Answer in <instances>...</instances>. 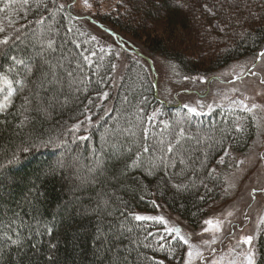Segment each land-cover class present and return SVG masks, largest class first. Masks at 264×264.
<instances>
[{
  "label": "trees",
  "instance_id": "trees-1",
  "mask_svg": "<svg viewBox=\"0 0 264 264\" xmlns=\"http://www.w3.org/2000/svg\"><path fill=\"white\" fill-rule=\"evenodd\" d=\"M130 1L128 13L104 23L77 15L64 0H29L0 13L6 28L0 39L14 36L16 29L21 35L14 47L0 46V73L12 80L25 76L20 66L8 71L13 55L30 57L33 68L28 87L0 114V264H181L186 246L168 235L164 224L134 217L164 207L193 228L200 226L223 191L225 177L217 161L224 149H250L257 134L252 113L219 107L192 117L183 106L159 102L149 59L159 56L188 77L207 76L232 61L258 55L264 48V0H254L257 22L243 29L229 22V31L236 34L213 58L189 53L184 46L198 15L194 1ZM214 6L220 9L221 2ZM124 41L138 50H130ZM49 64L63 77L62 90L39 87L41 75L50 73ZM68 72L77 81L71 89ZM103 93L108 97L102 102ZM24 97H31L28 105ZM89 114H94L91 124L81 127ZM25 116L28 120L19 127ZM182 128L191 138L185 147L192 149L181 154L184 164L175 159V167L149 173L148 160L159 163L164 157L150 151L142 153L144 163L131 167L145 143L151 148L160 140L174 142ZM49 139L64 143L59 149L39 147ZM221 140L222 147L216 143ZM30 143L37 147L20 152ZM13 153L19 162L9 164ZM212 169L215 178L209 176ZM257 250V264H264V234Z\"/></svg>",
  "mask_w": 264,
  "mask_h": 264
},
{
  "label": "rangeland",
  "instance_id": "rangeland-1",
  "mask_svg": "<svg viewBox=\"0 0 264 264\" xmlns=\"http://www.w3.org/2000/svg\"><path fill=\"white\" fill-rule=\"evenodd\" d=\"M64 1L68 6L71 5L70 8L74 13L86 16L88 19L93 18L97 20L96 23L113 21L120 17V14L128 13L132 7V1L129 2V0H89L93 5L89 10L83 7L82 0H75V3L73 0ZM192 1L198 7V15L192 21L191 31L183 39L184 46L189 53L195 52L197 55L213 58L226 47L227 43L232 42L229 39L236 34L235 30L229 31L228 29L230 21L242 29L258 21L254 0H217L221 2L220 9L214 6L216 0ZM210 1H214V4L210 5ZM218 12L225 14L218 15ZM209 20L210 23L207 24ZM116 32L119 35L118 30ZM124 42L130 50H138L134 44ZM261 52H264V48ZM259 54L232 61L223 68L213 70L207 76L188 77L181 75L170 62L159 56H150L151 59H149L154 68L152 70L153 79L156 83L159 102L170 105L179 104L183 107L187 104L190 107H197L204 114L219 108L217 105L241 109L239 101H244L249 107L253 103L262 106L252 112L253 120L257 125V134L252 140L250 149L246 153H235L230 150V155L225 157V164H220L218 167V172L222 170L224 173L225 184L220 198L209 206L204 219L225 218L229 212L233 213L232 217L227 218L234 226L232 231L235 239L229 238L224 241L223 245H217L218 249L222 248L225 252L229 246H235L241 236L255 233L260 217L264 216V191H261L264 189V83H262L264 81V57ZM124 61L125 57L122 58V62ZM103 99L105 98H102V102ZM200 105L204 106L200 107ZM208 105L212 106V111H209ZM93 115L89 114L91 121L86 118L85 125L82 126V123L81 127H88ZM254 189L257 191L253 199ZM138 215L163 216L168 227L179 228L185 235L201 233L202 228L206 227L202 222L200 226L193 228L186 220L164 207H159L155 214L138 213ZM260 228L264 229V224H261ZM209 236V233L203 234L204 239H208ZM257 241L258 239L255 241L256 248ZM191 243L203 247L201 241L195 237L191 239ZM185 246L184 259L181 264H184L187 259L188 246ZM245 247L247 246L241 245V249ZM204 256L207 257L208 253L204 252ZM193 264H205V262L197 259L193 261Z\"/></svg>",
  "mask_w": 264,
  "mask_h": 264
},
{
  "label": "snow or ice",
  "instance_id": "snow-or-ice-1",
  "mask_svg": "<svg viewBox=\"0 0 264 264\" xmlns=\"http://www.w3.org/2000/svg\"><path fill=\"white\" fill-rule=\"evenodd\" d=\"M26 5L28 4L29 0H0V4H2V7H0V13L8 12L11 10L12 5L16 3H21ZM55 2V0H53ZM73 3H75V0H73ZM83 7L85 9H92L93 5L89 2V0H82ZM39 7V4L37 5ZM47 7V5H45ZM65 7L64 4L59 5V10H63ZM71 7V5H69ZM43 21V17L41 18V21ZM23 27V26H22ZM6 32V28L2 23H0V33ZM21 35H20V29L15 30V35H4L3 39H0V46H4L5 48H10L15 46L16 41H20ZM95 39V37H93ZM53 45V41L49 40L47 42V46L51 48ZM91 55L95 56L96 53L92 52ZM259 56L264 57V52H261ZM8 59L11 61V64L13 67H10L8 69L9 72H12L14 67L20 66L24 69L25 76L23 78H17L15 80L10 79L7 75L0 73V114L4 113L8 107L12 104V98L14 95H16L18 92H22L26 87H28V77L33 73V68L31 66V58H22L18 56H10ZM84 60L88 62V64H91L92 61L89 59L88 56L84 57ZM50 69V73L42 74L39 78V87L44 88L48 85H51L52 88L59 87L60 90L63 88L64 80L63 77L59 76V74L55 71V66L49 64L48 65ZM79 67V65L77 66ZM116 65L113 64L112 68L115 69ZM255 67V65H253ZM19 75V74H18ZM72 72L67 73V77H69L68 81V87L71 89L73 85L77 83L75 79H72ZM252 75H255V73H252ZM80 83H83V81H80ZM264 83V81H262ZM77 91L79 88L76 89ZM233 91H237V89H233ZM34 95L39 96V91L34 93ZM103 96L105 99L108 97V93H103ZM25 105H28L31 102V97H24ZM91 103V101H90ZM236 103V102H233ZM49 106H51L49 104ZM204 105H200V107H203ZM184 107L187 109V113L192 116H200L204 115V113L200 112L197 107H190L189 105L185 104ZM209 111H212V106L208 105ZM217 107H220V105H217ZM239 107L242 111L252 113L253 110L261 108V105H258L256 103H253L250 107L248 104L244 103V101H239ZM46 111V109H44ZM89 121H91V117H87ZM28 120V117L25 116L23 120H21L19 127H23L25 122ZM74 128L79 130L78 125H74ZM236 132L242 131V127L239 123L235 125ZM124 131H128L125 129ZM147 138V129H145V139ZM79 139H87V137H79ZM187 139H191L190 137L184 136V129L182 128L180 130V135L176 138L174 142H168L166 145L163 140L157 141L155 144L151 145V148L147 143L144 144L141 151L136 152V160H133L131 167H138L144 161L142 160V153H149L150 151L152 153H155L157 151L164 153V157L159 159V163H157L156 159H149L148 160V168L149 173H151L152 170H155L156 168L163 167L165 170L169 166L175 167L174 160L179 159L181 164L185 163V160L182 158V153L184 152H191V148L185 147V141ZM205 139H208L207 137ZM64 142H56L53 139H49L47 141H41L39 144V147H53L59 149ZM200 141L197 140V144L199 145ZM221 147L223 146V140L216 142ZM212 144H209L208 147H212ZM37 147L35 144H29L27 147H21L20 152L22 153H28L32 150H34ZM129 151L132 149L129 148ZM167 153H172V157H167ZM205 159L204 161H200L201 167H204L206 161H207V153L204 154ZM230 153L227 149H224V154L220 157L219 161H217L218 164H225V157L229 156ZM198 159V158H197ZM19 157L13 153V157L11 160L8 161L9 164L18 163ZM242 163V162H241ZM3 165H0V168H2ZM215 172V169H212L209 171V176L213 177V173ZM207 187V185H204ZM177 189H180L182 187H185L184 185H175ZM211 191V189H208ZM257 190H253V199L255 198V192ZM261 191H264V189H261ZM201 199H204V197H201ZM155 203V202H153ZM233 213L229 212L227 214V217H232ZM227 217L225 218H209L203 221V224L206 225V227L202 228L201 233H191L188 235H185L182 233V231L179 228L174 227H168L167 221L163 216H156V217H145L141 215H136L134 218L136 220H153L159 223H162L165 225L164 231L168 235H172L173 239H177L179 242H182L183 245L188 246L187 250V259L184 261V264H193L194 260H202L205 262V264H257V257H258V251L256 248L255 241L259 238L260 235L264 234V229L260 228L261 224H264V216L260 217L257 230L255 233L251 235L241 236L239 240H237L235 246H229L227 252H225L222 248L218 249L217 245H223L225 240H228L229 238L235 239V235L232 231V221L229 220ZM245 219H247V216H245ZM50 231V230H49ZM204 233H209L210 236L208 239L203 238ZM174 234V235H173ZM195 237L201 241V246L191 243V239ZM13 244H17L18 240H13L11 236L7 237ZM161 239H164V237H161ZM241 245H246L247 247L241 249ZM163 247V246H161ZM238 249H241L238 251ZM204 252L208 253V256H204ZM162 264V262H161Z\"/></svg>",
  "mask_w": 264,
  "mask_h": 264
},
{
  "label": "water",
  "instance_id": "water-1",
  "mask_svg": "<svg viewBox=\"0 0 264 264\" xmlns=\"http://www.w3.org/2000/svg\"><path fill=\"white\" fill-rule=\"evenodd\" d=\"M98 25L101 26L100 24H98ZM106 31H108L109 33L113 34V32L111 30H109V29H106ZM151 68H152V70H154L152 65H151ZM155 88H156V96L158 98V91H157L156 83H155Z\"/></svg>",
  "mask_w": 264,
  "mask_h": 264
},
{
  "label": "bare ground",
  "instance_id": "bare-ground-1",
  "mask_svg": "<svg viewBox=\"0 0 264 264\" xmlns=\"http://www.w3.org/2000/svg\"><path fill=\"white\" fill-rule=\"evenodd\" d=\"M177 106H181V105L177 104Z\"/></svg>",
  "mask_w": 264,
  "mask_h": 264
}]
</instances>
